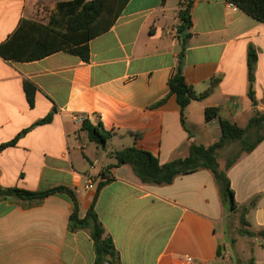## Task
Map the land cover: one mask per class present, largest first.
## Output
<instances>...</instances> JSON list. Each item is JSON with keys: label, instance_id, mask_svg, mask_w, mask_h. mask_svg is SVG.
Returning <instances> with one entry per match:
<instances>
[{"label": "crops", "instance_id": "obj_1", "mask_svg": "<svg viewBox=\"0 0 264 264\" xmlns=\"http://www.w3.org/2000/svg\"><path fill=\"white\" fill-rule=\"evenodd\" d=\"M69 1L0 0V45L23 20L48 25L57 3ZM190 3L193 25L184 78L198 94L214 81L217 85L186 108L187 128L168 86L182 51L178 27L186 0H130L115 23L90 40L89 62L65 51L31 62L0 56V147L56 109L52 122L0 150V185L30 191L69 187L84 218L104 181L101 172L117 163L114 152L136 147L166 164L187 157L192 144L219 141L220 120L245 127L256 112L264 113V23L227 0ZM63 18L55 15L51 24L59 20L63 30ZM251 46L258 56L254 101L249 97ZM26 81L37 88L33 107ZM207 108L219 109L210 122ZM78 117L102 123L113 133L105 149L81 130ZM221 154L220 170H225ZM109 171L112 181L99 193L96 211L122 264H186L187 256L197 264H233L230 256L243 241L237 238L229 246V217L239 218L243 209L248 211V231L255 234L251 242H257L249 264H264V141L227 171L236 212L226 210L208 169L162 186L142 183L129 164ZM90 182L94 189H88ZM72 211V202L63 195L40 203L0 202V264H94L90 231H69Z\"/></svg>", "mask_w": 264, "mask_h": 264}, {"label": "trees", "instance_id": "obj_2", "mask_svg": "<svg viewBox=\"0 0 264 264\" xmlns=\"http://www.w3.org/2000/svg\"><path fill=\"white\" fill-rule=\"evenodd\" d=\"M130 0H73L69 2L57 3L56 9L63 15L65 29H60V21L52 23L53 17L48 25H42L30 20H23L18 30L11 39L0 45V56L8 61L31 62L43 59L59 51H65L72 55L79 56L85 62L90 60V40L112 26L121 14L122 10ZM180 11L181 25L178 27V34L181 38L182 51L179 55V63L176 71L168 82L170 94L175 95L180 106L181 121L186 127L185 110L193 101H200L208 97L217 85V81L212 83L210 89L198 94L190 87L184 78L183 67L187 50L188 40L191 38L189 32L192 28L191 3ZM253 19L264 23V0H227ZM111 18V20H109ZM258 60L256 50L251 46L248 51L249 70V97L254 101V72ZM24 90L31 107L35 103L36 86L26 81ZM56 109L44 119L38 121L31 128L20 133L16 139L4 144L0 150L14 146L27 132L38 125L52 122ZM219 113L217 108H207L205 110L206 122H210ZM221 136L219 141L210 146L195 145L190 146L189 155L185 158H177L166 164L160 161L152 153L138 149L136 147L125 148L113 153L117 160L116 165L109 166L101 172L100 177L104 179L98 185L94 201L84 218L80 217V204L76 192L66 186H57L48 190L30 191L19 188H3L0 185V202L11 199H19L29 202L40 203L46 198L54 195H63L70 199L73 204V211L69 220V231L89 230L94 245V264H122L120 255L115 247L112 237H110L99 219L96 211V202L101 190L108 185L112 178L110 169L129 164L134 174L144 184L150 185H170L174 180L183 175L193 174L202 169L213 172L218 184L220 197L227 211L238 209L235 192L232 189L227 171L232 168L244 153H251L264 141V113L256 112L245 127H240L236 123L228 120H220ZM81 130L88 134L89 139L95 142L100 148L105 149L113 133L107 131L102 123L94 125L89 119H85L81 124ZM137 136V135H136ZM239 144L240 151L226 162L225 170H220L218 153L221 149L231 145ZM256 199L250 202L254 206ZM247 209H243L240 214V223L249 226L245 215ZM243 236L254 237L255 234L248 230H241ZM264 238V232H261ZM250 264H254L251 261Z\"/></svg>", "mask_w": 264, "mask_h": 264}, {"label": "rangeland", "instance_id": "obj_3", "mask_svg": "<svg viewBox=\"0 0 264 264\" xmlns=\"http://www.w3.org/2000/svg\"><path fill=\"white\" fill-rule=\"evenodd\" d=\"M46 9L49 10L50 7L46 6ZM57 11H58L57 9L56 11L54 10L51 16L53 17L55 15H60ZM63 29H65L64 24H63ZM262 133L264 134V131ZM220 151L222 153L221 154L222 161L226 163L228 159L233 158L240 151V145L231 144L221 149ZM241 229L249 230L247 226H243L240 223V216L239 218L235 216L234 214L230 216L229 217V234L230 235H229V241H228L229 246L231 245V243L232 244L236 243L237 238L243 241L242 248L239 249L238 251H234L233 256H230V258H232L233 264H249L250 257H251L250 252L252 250V247H254L257 243L256 241L251 242V238H255V236L254 237H244L243 235H241L240 233ZM232 241H235V242L233 243ZM230 250H231V247H230ZM235 250H236V247H235Z\"/></svg>", "mask_w": 264, "mask_h": 264}, {"label": "built area", "instance_id": "obj_4", "mask_svg": "<svg viewBox=\"0 0 264 264\" xmlns=\"http://www.w3.org/2000/svg\"><path fill=\"white\" fill-rule=\"evenodd\" d=\"M230 6L232 8H236V6H234L231 3H230ZM85 119H86V117H78L77 118V121L82 123ZM88 189H94L93 183L90 182L88 184ZM185 262H186V264H197L196 261L192 257H190V256L185 257Z\"/></svg>", "mask_w": 264, "mask_h": 264}]
</instances>
